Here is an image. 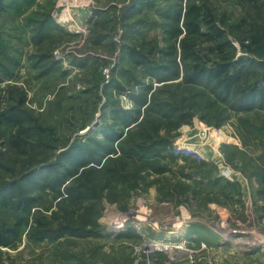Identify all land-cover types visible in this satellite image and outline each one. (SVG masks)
<instances>
[{"label":"rangeland","instance_id":"374dc122","mask_svg":"<svg viewBox=\"0 0 264 264\" xmlns=\"http://www.w3.org/2000/svg\"><path fill=\"white\" fill-rule=\"evenodd\" d=\"M3 112L0 264H264V0H0Z\"/></svg>","mask_w":264,"mask_h":264},{"label":"trees","instance_id":"16d2710c","mask_svg":"<svg viewBox=\"0 0 264 264\" xmlns=\"http://www.w3.org/2000/svg\"><path fill=\"white\" fill-rule=\"evenodd\" d=\"M184 27L189 35H204V31H202L201 25L202 23L208 24L209 26L213 25L214 17L212 16L211 11H209L205 6H201L198 4H194L190 7L189 11L185 15L183 20ZM219 34V31H217ZM186 51L190 53L191 47L186 46ZM194 78L190 80V82H197L199 79L204 78L205 80L217 81V84L224 88L226 91H231L233 87L240 83V80L243 76V70H239L233 74H228L227 68L218 67L215 70L206 71L202 67H197L192 74ZM196 77V78H195ZM250 88L245 90V93L249 91ZM226 91V93H227ZM5 119L12 126L17 128L15 135L13 136V144L17 147L21 148L25 146L26 138L21 140L23 134L26 133L24 126V118L21 113H0V121ZM27 135V134H26ZM29 203L22 206L23 208L28 207ZM8 230H0V245L1 246H9L11 242V236L7 234ZM11 233V232H10Z\"/></svg>","mask_w":264,"mask_h":264},{"label":"crops","instance_id":"0c3cea01","mask_svg":"<svg viewBox=\"0 0 264 264\" xmlns=\"http://www.w3.org/2000/svg\"><path fill=\"white\" fill-rule=\"evenodd\" d=\"M212 134L213 133H210V132L207 131V126L200 125V126H196L193 131L192 130L185 131L184 134L178 136V139L180 141H182V140L183 141H186V140H188L190 138H194V137H197V136H200L201 139L202 138H206V137L207 138H210L211 136L213 137ZM196 140L197 139H195V142L194 143H197ZM189 144H192V143H189Z\"/></svg>","mask_w":264,"mask_h":264},{"label":"built area","instance_id":"2783aa9c","mask_svg":"<svg viewBox=\"0 0 264 264\" xmlns=\"http://www.w3.org/2000/svg\"><path fill=\"white\" fill-rule=\"evenodd\" d=\"M207 131L213 133L215 131L214 127H207ZM188 264H196V260L193 258V255H189L187 258Z\"/></svg>","mask_w":264,"mask_h":264}]
</instances>
